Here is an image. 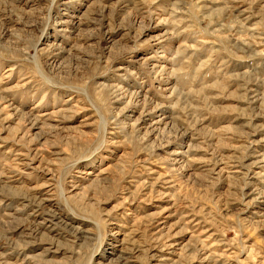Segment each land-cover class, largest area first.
<instances>
[{
	"label": "rangeland",
	"instance_id": "374dc122",
	"mask_svg": "<svg viewBox=\"0 0 264 264\" xmlns=\"http://www.w3.org/2000/svg\"><path fill=\"white\" fill-rule=\"evenodd\" d=\"M0 264H264V0H0Z\"/></svg>",
	"mask_w": 264,
	"mask_h": 264
},
{
	"label": "bare ground",
	"instance_id": "6f19581e",
	"mask_svg": "<svg viewBox=\"0 0 264 264\" xmlns=\"http://www.w3.org/2000/svg\"><path fill=\"white\" fill-rule=\"evenodd\" d=\"M3 97V96H2ZM38 119V118H37ZM31 121H33V120H31ZM35 121V120H34ZM39 122V121H38ZM258 166V165H257ZM157 185V184H156ZM171 217V214H169V213H167L166 215H164L163 217H161V218H158V219H156V220H154L153 221V223L155 224V225H157V226H159V229L156 231V232H154V234H153V236H156L155 237V241L157 242V243H161V245L163 246V250H165V249H167L166 251H167V253L168 254H170V255H172L173 254V252L174 251H176V250H181V248H182V241H179V242H176V241H173V240H171V239H165V240H163V238H162V234H161V232H162V229L164 230V228L166 227V224H167V218H170ZM164 218H166V219H164ZM178 224H179V222H178ZM179 226V225H178ZM177 227V226H176ZM180 228V227H179ZM184 229V228H183ZM176 230V229H175ZM186 230V229H185ZM187 231V230H186ZM181 233V232H180ZM207 239V238H206ZM203 243V241H199V245H198V247H199V251L200 252H202V254H206V256L208 257V255H209V253H208V245H204V244H202ZM153 251V250H152ZM198 251V250H197ZM211 252V251H210ZM213 255H214V253L213 252H211ZM222 253V252H221ZM176 254V253H175ZM204 256V255H203ZM211 256V255H210ZM216 256H218V255H216ZM211 257H213V256H211ZM210 257V258H211ZM214 257H215V255H214ZM217 258V257H216ZM205 259H206V257H205ZM211 260V259H210ZM2 261H4V260H2ZM157 261H164V262H167V261H172V258L171 257H169V256H161V257H159L158 259H157Z\"/></svg>",
	"mask_w": 264,
	"mask_h": 264
}]
</instances>
